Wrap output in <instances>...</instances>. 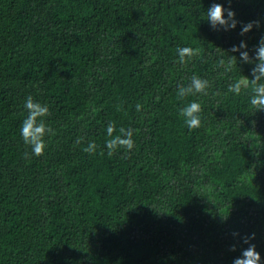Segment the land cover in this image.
Masks as SVG:
<instances>
[{"label":"trees","instance_id":"16d2710c","mask_svg":"<svg viewBox=\"0 0 264 264\" xmlns=\"http://www.w3.org/2000/svg\"><path fill=\"white\" fill-rule=\"evenodd\" d=\"M213 3L235 30L210 27ZM262 37L264 0H0V264H233L253 233L264 262V111L228 92L254 67L230 49ZM181 47L200 53L181 65ZM194 75L208 95L180 99ZM28 96L55 132L40 157L21 137ZM109 122L133 150L107 154Z\"/></svg>","mask_w":264,"mask_h":264},{"label":"clouds","instance_id":"9594fccd","mask_svg":"<svg viewBox=\"0 0 264 264\" xmlns=\"http://www.w3.org/2000/svg\"><path fill=\"white\" fill-rule=\"evenodd\" d=\"M230 2L231 0H229V3ZM205 15L207 17L206 21L209 22L210 27L214 31L235 30L239 23L235 19V12L231 7L225 9L220 3H213L206 11ZM259 26V21H250L246 24H241L240 35H246L252 31L254 27L258 28ZM230 51L233 53L238 52L241 62L252 64L254 67L251 69V79L245 76L241 77L229 86L228 92L239 96L243 89L250 88L252 93L250 97L251 107L255 110V113L264 111V37L261 38L257 47L254 49V55L250 56L247 50V44L244 41H241L238 46L234 45ZM176 52L178 54V63L185 65L199 55L200 49L181 47L177 48ZM236 62H238L237 57L235 55L230 56L228 67L230 68L231 65ZM219 65L224 67L225 61L221 59ZM210 87L211 85L207 79H201L194 75L187 86L179 87L177 95L180 99L195 96L197 94L207 96ZM24 107L28 114L21 125L22 140L25 145L31 148L34 156H43L47 147L46 137L55 135L54 130L46 123V118L50 115L49 107L34 101L31 96L26 98ZM141 109L142 105L138 103L136 105V111L139 112ZM117 110H120L119 106H117ZM201 113L202 107L200 103L192 101L180 109L179 114L184 118V123L187 128L189 130H195L202 126ZM253 124H255V121H253ZM106 132L109 139L105 141V147L109 156H112L119 149H124L130 152L135 147L133 129L121 127L119 133L113 135L114 132H116V128L114 123L109 122ZM76 143L80 144L81 140L78 138ZM96 150L97 145L94 142L89 143L87 147L83 148L84 152L93 155L96 154ZM103 154L104 152L101 151L100 155ZM253 154L259 155L255 152ZM233 235L237 236L238 234L233 233ZM253 239H255L254 233L242 238V242L247 244L248 247L243 249L241 255L233 260V264H264L261 260L260 254L256 251L255 244L250 242ZM231 250L235 251V245L231 247Z\"/></svg>","mask_w":264,"mask_h":264}]
</instances>
